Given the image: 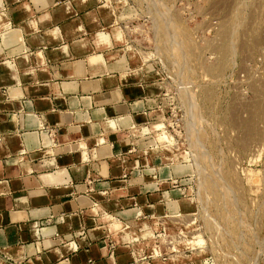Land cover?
<instances>
[{"label": "crops", "instance_id": "1", "mask_svg": "<svg viewBox=\"0 0 264 264\" xmlns=\"http://www.w3.org/2000/svg\"><path fill=\"white\" fill-rule=\"evenodd\" d=\"M114 21L101 0H0V264H156L127 229L167 199L132 138L158 99Z\"/></svg>", "mask_w": 264, "mask_h": 264}, {"label": "rangeland", "instance_id": "2", "mask_svg": "<svg viewBox=\"0 0 264 264\" xmlns=\"http://www.w3.org/2000/svg\"><path fill=\"white\" fill-rule=\"evenodd\" d=\"M101 1L158 99L132 138L148 132L167 199L128 243L156 264H264V0Z\"/></svg>", "mask_w": 264, "mask_h": 264}, {"label": "bare ground", "instance_id": "3", "mask_svg": "<svg viewBox=\"0 0 264 264\" xmlns=\"http://www.w3.org/2000/svg\"><path fill=\"white\" fill-rule=\"evenodd\" d=\"M218 69H219V68H218ZM218 69H217V70H214V71L212 70L211 72L214 73V72L218 71ZM220 70H221V69H220ZM211 72H210V73H211ZM216 74H217V73H216ZM216 74H215V75H216ZM212 75H213V74H212ZM213 77H214V76H213ZM209 78H210V77H209Z\"/></svg>", "mask_w": 264, "mask_h": 264}, {"label": "built area", "instance_id": "4", "mask_svg": "<svg viewBox=\"0 0 264 264\" xmlns=\"http://www.w3.org/2000/svg\"><path fill=\"white\" fill-rule=\"evenodd\" d=\"M53 132H50V135L52 136ZM112 253H113V249H112Z\"/></svg>", "mask_w": 264, "mask_h": 264}]
</instances>
